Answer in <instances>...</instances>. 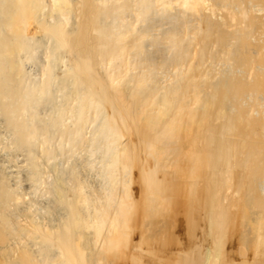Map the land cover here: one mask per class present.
I'll use <instances>...</instances> for the list:
<instances>
[{"label":"bare ground","instance_id":"bare-ground-1","mask_svg":"<svg viewBox=\"0 0 264 264\" xmlns=\"http://www.w3.org/2000/svg\"><path fill=\"white\" fill-rule=\"evenodd\" d=\"M0 115L7 264H264V0H0Z\"/></svg>","mask_w":264,"mask_h":264},{"label":"rangeland","instance_id":"rangeland-1","mask_svg":"<svg viewBox=\"0 0 264 264\" xmlns=\"http://www.w3.org/2000/svg\"><path fill=\"white\" fill-rule=\"evenodd\" d=\"M36 36H38V37H40L41 36V34L40 33H37V35ZM36 56H37V60H35V62L34 63H32V62H26L25 63V67H26V69H27V71H30L31 73H38V70H39V68L41 67V63L44 61V55H43V50L42 49H40L39 51H37V54H36ZM34 66V67H33ZM27 67H29V68H27ZM39 67V68H38ZM38 68V69H37ZM35 69V70H34ZM1 117H0V152H1V154H0V173H1V175L4 177V179H5V181H8V182H6L8 185H10V187H12V188H16V186H17V184L19 185V187H18V192H19V199L17 200V202L15 203V202H13L11 205H10V207H9V209L11 210V211H16L17 209L16 208H21L20 206H22V207H24L25 205H27L28 203H30V204H34L35 206H37V207H43V206H45V201H46V197H44V194L42 193V191L41 190H37V191H34L31 187H29V188H27L28 186H29V184L28 183H26L27 181L25 180V175H21L22 173L23 174H25V172H24V166H25V157H24V155H23V153H21V151H19V150H15V148H14V146L12 145V138H11V136H10V134H9V132L7 131V129H6V127L4 126L5 125V121H4V119H3V117H2V115H0ZM2 121V122H1ZM4 128V129H3ZM5 134V135H4ZM1 135H2V137H1ZM4 135V136H3ZM132 138V140H134L135 139V137L134 136H131ZM134 137V138H133ZM2 138V139H1ZM4 142V143H3ZM8 146H7V145ZM1 145H2V147H1ZM16 155V156H15ZM23 155V156H22ZM6 156V157H5ZM21 156V157H20ZM10 157V158H9ZM15 157V158H14ZM8 159V160H7ZM21 161H20V160ZM4 160V161H3ZM22 166L23 167V169H22V167L20 168L19 166ZM43 165H46V164H43ZM5 167V168H4ZM17 167H19V168H17ZM46 168H47V165L45 166ZM15 169L17 170L16 172H15ZM20 169H22V171H19ZM8 170V171H7ZM11 170V171H10ZM85 170V169H84ZM83 171V170H82ZM86 171V172H85ZM85 171H83L84 173H85V175H83L82 177L84 178L85 177V180H87L88 182H90V183H93L94 182V180H93V178H96V175L95 174H97V173H95V171H88V170H85ZM18 172H19V174H18ZM20 172H22V173H20ZM82 172V173H83ZM88 172V174H86ZM91 173V174H90ZM93 173H94V175L95 176H92L91 177V175H93ZM15 175V176H14ZM87 175V176H86ZM10 176V177H9ZM22 176V177H21ZM7 177V178H6ZM24 177V178H23ZM89 177V178H88ZM10 178V179H9ZM7 179V180H6ZM14 180V183H16L17 182V184H15V186H14V184H13V180ZM21 179V181L19 182V180ZM12 180V181H11ZM17 180V181H16ZM23 181V182H22ZM22 182V183H21ZM175 183L176 184H179V185H181V180H180V178H177V181H175ZM174 183V184H175ZM13 185V186H12ZM23 186V187H22ZM26 189V190H25ZM31 189H32V191H31ZM28 190H30L29 192L31 193V194H29L28 193ZM25 192V193H24ZM33 192V193H32ZM35 192H36V194H35ZM38 192H40V193H38ZM28 194V195H27ZM33 194H34V196L35 197H39V198H35L34 196H33ZM43 194V195H42ZM42 195V196H41ZM30 196V197H29ZM43 198V200H42V198ZM32 199V201H31V199ZM34 198V199H33ZM30 199V200H29ZM37 199H38V201H37ZM39 199H41V202H40V200ZM29 200V201H28ZM33 200L35 201L34 203H32L33 202ZM28 201V202H27ZM43 201V202H42ZM25 202H26V204H25ZM36 202H39V203H36ZM169 202L170 203H174L175 202V200H172V199H170L169 200ZM21 204V205H19L18 206V204ZM25 205H24V204ZM40 203H44V204H40ZM43 205V206H40V205ZM24 205V206H23ZM14 206H15V208H14ZM12 208V209H11ZM180 214L181 215H183V211H181L180 212ZM185 228V226L183 225L182 227H180L179 229L180 230H178L177 228V230L178 231H181L180 233H179V235H178V233H177V230H176V232L174 233V235L173 236H178V241H179V247H181L182 245V247H184L185 246V243H186V239H187V232H186V230L184 229ZM184 231V232H183ZM182 236V237H181ZM183 238V239H182ZM181 241H180V240ZM183 240V241H182ZM168 241H171V240H168ZM2 246H3V244L2 243H0V264H7V262H8V260H7V258H6V256H4V255H2V254H4V250L2 249ZM2 249V250H1ZM3 251V252H2ZM13 257H15V259H16V256H11V258L12 259H14ZM233 257V256H232ZM237 257H239V256H234L233 258H237ZM9 258H10V256H9ZM18 258V257H17ZM238 260V259H237Z\"/></svg>","mask_w":264,"mask_h":264}]
</instances>
